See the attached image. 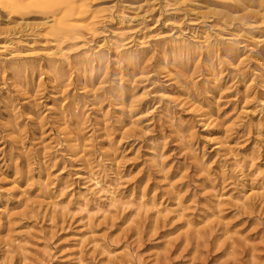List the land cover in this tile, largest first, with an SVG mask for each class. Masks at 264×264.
<instances>
[{"label": "rangeland", "instance_id": "1", "mask_svg": "<svg viewBox=\"0 0 264 264\" xmlns=\"http://www.w3.org/2000/svg\"><path fill=\"white\" fill-rule=\"evenodd\" d=\"M16 1L0 264H264V0Z\"/></svg>", "mask_w": 264, "mask_h": 264}, {"label": "bare ground", "instance_id": "2", "mask_svg": "<svg viewBox=\"0 0 264 264\" xmlns=\"http://www.w3.org/2000/svg\"><path fill=\"white\" fill-rule=\"evenodd\" d=\"M11 2V0H1V2H0V4L2 5V7H4V8H7L8 6H9V3ZM13 3H15L14 5V7H15V9H17V10H20L21 9V7H20V5H18L20 2L19 1H14V0H12V4ZM41 6H45V7H49V3H46V2H41V3H39ZM69 6H68V9H70L69 11H68V14L69 13H72V11H73V7H72V5L71 4H68ZM72 9V10H71ZM60 22H62V23H64V20H61ZM93 174V173H92ZM93 182L95 183V185H100V182L97 180V179H93ZM109 193L112 195V193L109 191ZM113 197V196H112Z\"/></svg>", "mask_w": 264, "mask_h": 264}]
</instances>
